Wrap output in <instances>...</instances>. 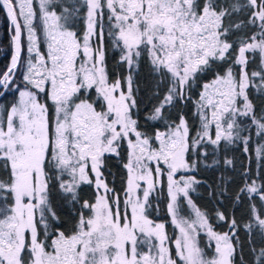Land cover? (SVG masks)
<instances>
[{
    "label": "snow or ice",
    "instance_id": "snow-or-ice-1",
    "mask_svg": "<svg viewBox=\"0 0 264 264\" xmlns=\"http://www.w3.org/2000/svg\"><path fill=\"white\" fill-rule=\"evenodd\" d=\"M0 13V264H264V0Z\"/></svg>",
    "mask_w": 264,
    "mask_h": 264
},
{
    "label": "trees",
    "instance_id": "trees-1",
    "mask_svg": "<svg viewBox=\"0 0 264 264\" xmlns=\"http://www.w3.org/2000/svg\"><path fill=\"white\" fill-rule=\"evenodd\" d=\"M9 24L4 18L3 13H0V71L4 70L10 62L11 55V32L9 31ZM203 192V190H201ZM193 198L202 206L206 204V196L201 199L200 195L193 193Z\"/></svg>",
    "mask_w": 264,
    "mask_h": 264
},
{
    "label": "water",
    "instance_id": "water-1",
    "mask_svg": "<svg viewBox=\"0 0 264 264\" xmlns=\"http://www.w3.org/2000/svg\"><path fill=\"white\" fill-rule=\"evenodd\" d=\"M9 27H10V25H9Z\"/></svg>",
    "mask_w": 264,
    "mask_h": 264
}]
</instances>
